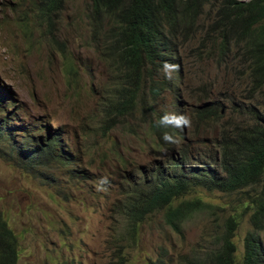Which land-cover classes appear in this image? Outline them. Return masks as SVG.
Wrapping results in <instances>:
<instances>
[{
    "label": "trees",
    "instance_id": "16d2710c",
    "mask_svg": "<svg viewBox=\"0 0 264 264\" xmlns=\"http://www.w3.org/2000/svg\"><path fill=\"white\" fill-rule=\"evenodd\" d=\"M63 1L30 3L36 17L51 26ZM88 2L92 38L100 41L105 63L116 72L109 96L99 101L104 120L101 128L120 126L126 132L129 128L124 118L136 114L142 122L137 124V131L131 129V134L153 149L151 162L125 173L119 196L111 204L114 236L119 244L134 241L140 226L158 213L178 234L195 213L220 219L223 207L200 197H188L200 188L234 195L237 204L250 210L243 252L237 259L233 236L239 220L229 214L221 223L214 221L205 227L200 246L190 254L179 255L176 264H264V0ZM205 12L208 22L203 27L200 18ZM198 33L209 44L199 42L192 48H198V56H212L218 66L228 65L244 86L239 90L237 82L236 97L229 99V106L224 107L225 91L199 103L189 115L192 129L187 136L183 130L158 126L157 121L168 112L161 106H175L177 101L175 94L165 100V95L174 90L177 75L172 72L166 78L163 65L167 62L178 68L182 49L186 56ZM8 97L0 94V152L25 168L41 162L70 168L75 160L57 130L43 143L41 137L35 141L30 137L33 133L24 129L19 145H14V127L21 130V126H11L13 118L5 110L12 105ZM213 129L218 131L214 140L197 139L194 134ZM164 133L177 142H165ZM166 254L161 248L158 257L148 263L170 264ZM17 260V236L0 211V264H17ZM111 263L127 264L121 245L115 247Z\"/></svg>",
    "mask_w": 264,
    "mask_h": 264
},
{
    "label": "rangeland",
    "instance_id": "374dc122",
    "mask_svg": "<svg viewBox=\"0 0 264 264\" xmlns=\"http://www.w3.org/2000/svg\"><path fill=\"white\" fill-rule=\"evenodd\" d=\"M29 4L30 0H0V86L11 95V108L5 109L13 118L11 126H21V131L14 127L13 143L19 145L24 129H35L33 140L41 137L44 143L53 134L46 126L60 127L75 161L70 168L53 162L25 168L0 152V211L18 239L17 264H110L118 245L127 264H149L161 248L166 260L176 264L179 255L200 246L205 227L221 223L229 214L239 220L233 241L240 259L250 210L237 204L234 195L200 188L188 197L223 207L220 219L195 213L178 234L158 213L140 226L134 241L119 244L111 204L119 196L125 173L151 162L153 149L131 134L142 122L136 114L124 118L126 132L120 126L101 128L98 103L109 96L116 72L101 59L100 41L92 38L88 0H64L51 26L40 21ZM200 22L207 24L206 12ZM199 42L209 47L198 33L190 49ZM197 50L186 56L183 50L177 101L162 109L176 107L190 114L205 98L219 97L222 91L227 94L226 107L236 97L237 82L239 90L244 86L228 65L218 66L212 56L200 58ZM168 98L169 93L166 102ZM217 133V129L194 132L197 139L211 140ZM261 239L264 244V231Z\"/></svg>",
    "mask_w": 264,
    "mask_h": 264
},
{
    "label": "clouds",
    "instance_id": "9594fccd",
    "mask_svg": "<svg viewBox=\"0 0 264 264\" xmlns=\"http://www.w3.org/2000/svg\"><path fill=\"white\" fill-rule=\"evenodd\" d=\"M25 1H27V0H25ZM33 1H35L36 2V5H37L42 0H33ZM28 6L31 9V3ZM182 52H183V49H182ZM101 59L103 61H105L106 60V57L103 55L101 57ZM163 67L166 70V78H170V71H168V70H172V72H174V74L177 75L176 76V79H175V87H176V89L174 87V90L169 93V94H175V95H177L176 90H177V87H178V85L180 83L178 81V78L180 76V72H179V69H178L179 67L177 68V66L170 65L167 62L164 63ZM3 93H5L7 95H10V93L6 90V88L4 86H0V94H3ZM10 97H11V95H10ZM10 97H8V99H10ZM167 101H169V98L167 99ZM99 106H100V104H99ZM165 110H167L168 112L166 113V115H164L163 117H161L159 119V121H157V125L158 126H164V127L171 126V127L177 128L179 130H183L184 132H187V133L189 132V128H190V124H191V121H190V118H189V115L190 114H187L183 110H181L179 108H176V107L171 108V109H165ZM177 110H179L180 112H172V111H177ZM100 113H101L102 118H103V114H102V111H101V107H100ZM100 122H101V126L104 125V120L103 119H101ZM18 125H20V124H18ZM41 125L44 126L43 124H41ZM46 129H47V131L50 130V132H52V133L54 132V130H57L60 133V139H61V141H65L64 139H62V136H61L62 130H61L60 127H54V128H52L54 130H51V128H49L48 126H46ZM29 130L34 134L35 129H29ZM19 131H21V130H19ZM20 135H21V133H20ZM32 135L30 134V137ZM53 135H54V133L52 134V136ZM187 136H189V135H187ZM163 139L167 143H176L177 142L176 139L171 134H169V133H164ZM37 144H40V143H37ZM61 264H70V263H68L67 261H62Z\"/></svg>",
    "mask_w": 264,
    "mask_h": 264
}]
</instances>
